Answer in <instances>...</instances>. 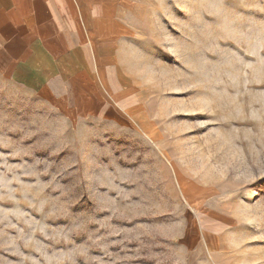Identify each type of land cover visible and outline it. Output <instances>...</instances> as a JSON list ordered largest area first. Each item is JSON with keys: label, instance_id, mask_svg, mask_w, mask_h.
I'll list each match as a JSON object with an SVG mask.
<instances>
[{"label": "rangeland", "instance_id": "obj_1", "mask_svg": "<svg viewBox=\"0 0 264 264\" xmlns=\"http://www.w3.org/2000/svg\"><path fill=\"white\" fill-rule=\"evenodd\" d=\"M130 27L109 84L0 76V264H264V0Z\"/></svg>", "mask_w": 264, "mask_h": 264}, {"label": "crops", "instance_id": "obj_2", "mask_svg": "<svg viewBox=\"0 0 264 264\" xmlns=\"http://www.w3.org/2000/svg\"><path fill=\"white\" fill-rule=\"evenodd\" d=\"M140 4L0 0V76L48 101L57 87L97 88L95 69L109 72L102 79L109 84L116 70L112 56L130 38L131 18Z\"/></svg>", "mask_w": 264, "mask_h": 264}]
</instances>
